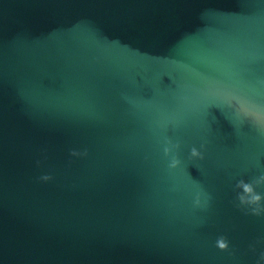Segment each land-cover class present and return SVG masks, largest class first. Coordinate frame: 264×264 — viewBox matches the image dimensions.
Returning a JSON list of instances; mask_svg holds the SVG:
<instances>
[{
  "label": "water",
  "instance_id": "water-1",
  "mask_svg": "<svg viewBox=\"0 0 264 264\" xmlns=\"http://www.w3.org/2000/svg\"><path fill=\"white\" fill-rule=\"evenodd\" d=\"M239 100L264 110V0H0V264H257Z\"/></svg>",
  "mask_w": 264,
  "mask_h": 264
},
{
  "label": "clouds",
  "instance_id": "clouds-1",
  "mask_svg": "<svg viewBox=\"0 0 264 264\" xmlns=\"http://www.w3.org/2000/svg\"><path fill=\"white\" fill-rule=\"evenodd\" d=\"M239 111L244 118L251 120L258 127H264V110H261L258 106L250 104L245 100H239ZM180 145L179 143L173 144L170 140L165 142V147L163 148L164 155L166 157H171L169 162L170 169H176L180 166L181 160L174 153L178 151ZM204 148V145H201ZM72 156L87 155V151L81 153L73 151ZM203 153L197 148L193 147L190 152L189 159L202 160ZM42 181H49L52 179L50 175H44L40 178ZM264 186V175L252 180L240 179L237 181L235 188L237 190L236 199L238 200V207L250 210L252 215L261 216L264 215V194L257 191V188ZM201 192H197L194 200L195 206L199 207L201 205ZM216 247L221 251L229 250V243L227 238L220 236L216 240ZM264 261V253H261L260 259L257 264H261Z\"/></svg>",
  "mask_w": 264,
  "mask_h": 264
}]
</instances>
